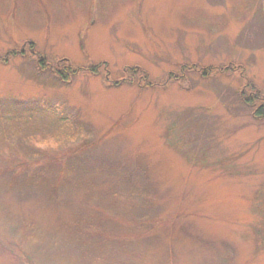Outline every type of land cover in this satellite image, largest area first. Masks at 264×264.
Returning a JSON list of instances; mask_svg holds the SVG:
<instances>
[{
    "label": "rangeland",
    "instance_id": "obj_1",
    "mask_svg": "<svg viewBox=\"0 0 264 264\" xmlns=\"http://www.w3.org/2000/svg\"><path fill=\"white\" fill-rule=\"evenodd\" d=\"M233 64L264 96V0H0V264H264Z\"/></svg>",
    "mask_w": 264,
    "mask_h": 264
},
{
    "label": "trees",
    "instance_id": "obj_2",
    "mask_svg": "<svg viewBox=\"0 0 264 264\" xmlns=\"http://www.w3.org/2000/svg\"><path fill=\"white\" fill-rule=\"evenodd\" d=\"M84 45L81 49H84ZM21 56H25L24 53H21ZM38 63L40 64L39 67L42 68V66H46V64L44 63V59L38 61ZM233 66H236L235 71L238 72L239 69H241V67H238L237 65L233 64ZM103 65H91L90 67H84V68H77L72 66L71 64H69L67 61L64 62L63 65V69L65 71H60V69H58V67L56 66V68L51 69V71L55 74H57L58 79L60 81H62V83H68V79L69 78H74L75 76L79 75L80 73H89L93 76H97L101 70H102ZM219 73L223 72L222 70H218ZM217 70H216V74H218ZM148 81V80H147ZM146 80L144 81L146 84L147 82ZM149 85V84H148ZM146 85V86H148ZM150 86H153L152 84H150ZM156 86V85H154ZM253 93V95L255 96V98L250 97V94ZM240 98L242 99L243 103L248 106L249 108L251 107L253 109V113L256 117H261L264 118V105L261 107H253L252 103L253 101L256 99V101H260L261 98H263L261 91L257 88V87H253L251 89H246L243 93H240Z\"/></svg>",
    "mask_w": 264,
    "mask_h": 264
},
{
    "label": "flooded vegetation",
    "instance_id": "obj_3",
    "mask_svg": "<svg viewBox=\"0 0 264 264\" xmlns=\"http://www.w3.org/2000/svg\"><path fill=\"white\" fill-rule=\"evenodd\" d=\"M233 71H235V70H233ZM244 73V69H242V72L241 73H239L238 72V77H239V79H242L245 83H244V85H243V90L241 91L242 93L246 90V89H251V88H253L254 86L256 87V85L253 83V81H251L248 77H246V74L244 75L243 74ZM259 89V88H258ZM260 90V89H259ZM261 91V90H260ZM261 93H262V91H261ZM263 96V95H262ZM250 97H252V98H255V96L253 95V93H251L250 94ZM258 104V105H257ZM264 105V96H263V98H261V100L258 102V101H256V99L253 101V103H252V106L253 107H261V106H263Z\"/></svg>",
    "mask_w": 264,
    "mask_h": 264
},
{
    "label": "water",
    "instance_id": "obj_4",
    "mask_svg": "<svg viewBox=\"0 0 264 264\" xmlns=\"http://www.w3.org/2000/svg\"><path fill=\"white\" fill-rule=\"evenodd\" d=\"M32 53H33V51H32Z\"/></svg>",
    "mask_w": 264,
    "mask_h": 264
}]
</instances>
